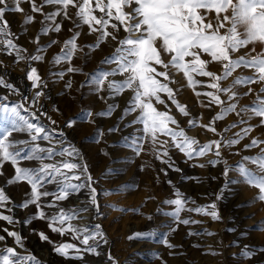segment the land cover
Returning <instances> with one entry per match:
<instances>
[{"label": "snow or ice", "instance_id": "snow-or-ice-1", "mask_svg": "<svg viewBox=\"0 0 264 264\" xmlns=\"http://www.w3.org/2000/svg\"><path fill=\"white\" fill-rule=\"evenodd\" d=\"M28 5L27 10L23 5ZM48 11H45V7ZM24 14V23L35 20V14H40L43 20L40 34L47 35L49 32L59 34L65 23L71 22L74 28L80 29L87 26L88 34H95V41L87 45L89 50L101 49L102 45L111 40L115 42L114 51L101 60V65L114 64L110 70H100L86 78L85 83L92 85L90 92L98 100L104 101L107 106L95 113V117H112L113 113L120 109L119 103L108 102L109 97H118L125 90H131L132 95L122 108L121 114L116 117L113 124L107 129V133L115 134L122 132L124 128L138 126L140 135L129 145L135 156H141L145 151L144 141H150L151 150L156 160H159L167 168L161 171L167 175V169L175 172H182L169 155V149L175 148L184 155L187 161H193L195 157H205L212 153L205 163H193V167L204 168L217 166L223 161L224 151L231 149L234 145H240L241 141L250 135L257 128H264V0H0V51L12 57L15 63L20 61H42V55L25 56L22 53L27 50L14 42L12 33L9 31L7 14ZM50 22V23H48ZM69 38L64 40L59 54L52 59L53 64H59L62 60L68 61L69 66L64 71L55 73L60 79L67 73L79 72L80 68L71 66V60L77 51H83L77 40L81 35L80 31H73ZM123 33V35H121ZM40 35L36 36L37 51L42 52L45 48H51L59 43L57 39H50L48 43L40 45ZM256 45L260 46L257 52ZM253 53H255L253 55ZM163 55L169 58L165 60ZM222 66L218 74L210 70L211 63ZM159 69L158 70V67ZM9 65L0 60V69L8 71ZM175 69L182 72L187 79L188 86L195 92V86L204 84L200 78H208L206 86L211 89L206 92H196V96L203 95L207 103L200 102V106L211 109L213 106H220L208 123L200 124L202 129L213 133L218 138L211 139L201 144L196 138L188 136L183 127H180L176 116L172 114L174 106L176 112L186 119L188 127H196L198 121L189 118L191 113L189 106L177 99L179 89L170 87L175 80L170 70ZM245 69H251L252 74L243 75L240 73ZM123 79H110L117 75ZM229 83H224L229 81ZM21 79L25 80V90L10 83L4 75H0V87L9 93L21 98L20 102H14L11 106L4 101L9 99L7 94L0 95V112L5 113L0 121V222L7 225H14L21 222L10 214L12 212L8 205L14 203L12 197L7 194L4 184L8 186L17 185L18 182H26L30 186V194L25 193L22 202L18 207L28 209L34 206L35 212L31 219H39L45 222V230L33 229L34 235L42 242L51 245V251L60 258L72 260L77 264H90L88 257L94 260L104 261V264H119L113 257L111 251L103 252V246L108 244L106 235L100 224L94 229L86 226H77L72 223L82 212H93L101 214V205L98 200L96 183L89 166L84 159L80 149L73 145L63 146L57 151L55 147L45 148L38 143L40 140L52 142L54 136L60 145L65 144L67 139L63 130L47 129L40 123L32 122V118L39 121L40 116H47L52 125L56 120L48 112H40L51 97L45 91H51L45 83L36 67H28ZM31 94L28 92V83ZM249 86L242 93L247 97L255 95L253 106H241L238 110L239 97L241 93L237 86ZM84 85L82 84L81 87ZM65 89L72 88V81L64 84ZM107 91V96L100 95ZM163 94V95H162ZM226 97V100L222 98ZM27 105V107H26ZM39 106V107H35ZM163 106L165 110H159ZM35 107V110H31ZM53 111H59L55 104H52ZM29 111L30 115L21 114V110ZM39 112V115L37 113ZM136 113L133 119L126 120V117ZM235 113L240 117L236 122L226 126L223 131H218L217 121H222L226 114ZM91 115L90 111L84 110L78 116V120H86ZM253 118L258 119L257 124H251ZM74 120H68L67 128H73ZM175 125L176 127H172ZM244 125L232 136H227L230 128ZM26 134L27 139H17L14 134ZM105 136V130L99 126L95 129V136L89 137L95 142H100ZM167 137L170 139H161ZM119 140L127 141L126 136ZM264 144V140L252 137L250 143L244 148H254ZM28 151L25 153V149ZM108 155L107 152L104 153ZM69 157L56 163H45L54 156ZM244 161L251 160L258 165V173L253 174L247 167L241 164L238 168L239 174L258 189V195L254 200L264 202V147L260 149L259 155L255 157L244 156ZM21 161H37L38 167H22ZM225 167L221 174L228 176L231 171L224 161ZM143 170V166H138ZM11 169V172H9ZM120 169L108 168L105 173L109 178L112 174L117 176ZM200 183L198 177H186ZM216 179V177H211ZM172 184V181H168ZM45 184H55L56 191L42 190ZM134 185L125 182L118 185L111 191H127ZM73 194H83L86 197L84 207L64 209L59 207V202L67 201ZM105 194H110L106 191ZM51 197L47 204H42L41 198ZM223 198V190L216 195V199L209 205L196 206L193 200L189 205V198L177 189L175 198L165 199L164 204L174 205V209L167 213L172 218L169 231L175 233L180 225L199 224L201 221L193 220L191 217L182 218L181 213H198L209 216L214 221L221 220L217 201ZM117 208L115 204L109 205ZM45 208H58L53 213H48ZM121 212L132 211L138 213L139 209L119 208ZM159 211V209H158ZM149 220L152 216L147 217ZM24 223H30L25 219ZM264 225L261 221L257 227ZM0 264H45L41 259L30 251L20 252L18 249L25 248L23 237L19 231L10 230L9 227H0ZM49 233H57L60 236L71 234L73 240L79 243L63 242L56 243ZM155 235L154 231L145 230L135 232L128 237V240H148ZM195 235V233H189ZM208 235H213L209 232ZM12 238V244L7 239ZM169 249L176 246L169 240L162 241ZM172 255L173 253H169ZM216 255L215 252L212 253ZM240 255L249 260L253 252L244 247ZM162 259V258H161ZM162 264H167L162 261Z\"/></svg>", "mask_w": 264, "mask_h": 264}, {"label": "rangeland", "instance_id": "rangeland-1", "mask_svg": "<svg viewBox=\"0 0 264 264\" xmlns=\"http://www.w3.org/2000/svg\"><path fill=\"white\" fill-rule=\"evenodd\" d=\"M12 0H9L11 4ZM41 0H37L40 3ZM27 10L28 5H23ZM45 7V11H48ZM9 21V31L12 33L14 42L22 46L27 51L22 55H42V61H20L15 63L12 57H9L5 52L0 51V60L4 64L9 65V69L5 72L0 69V75L25 90V80L21 79L24 76L28 67H36L42 80L48 84L51 91L45 90L51 97L45 107L40 108V112H48L52 119L56 120V124L52 125L47 116H40L39 121L32 118V122L40 123L47 129L55 128L57 131L63 130L66 133L67 139L64 145L58 144L56 141L58 136H54L51 143L49 141L40 140L38 143L42 147H55L57 151L63 146L73 145L80 149L83 153L91 174L93 175L97 187L98 200L101 205V214L95 215L93 212H82L80 216L83 219L77 218L72 223L77 226H86L88 229H94L96 224H100L108 240V244L103 246L102 251H111L119 264H162L166 261L167 264H264V225L257 227L261 221H264V202L254 200L258 195V189L246 182V180L239 174L238 168L241 164L247 167L253 174L258 173V165L253 164L251 160L244 161V156L255 157L259 155L260 149L264 144L254 148L246 149L244 145L250 143L252 137L264 140V128H257L253 130L248 137H245L240 145L233 146L231 149L224 151L223 161L217 166H205L204 168L193 167V163H205L210 158H213L212 153L205 157H195L193 161H187L182 153L175 148L169 149V155L175 165L182 169V172H175L167 169V175L162 168H167L159 160H156L151 150L150 141L147 138L144 141H139L144 144L145 151L141 156L137 157L133 153V149L129 147L133 140L140 135L139 127L132 126L124 128L122 132L115 134L107 133L106 129L113 124V121L121 114L122 108L126 105L132 95L131 90H125L118 97H109L108 102L113 100L120 105L113 113L112 117H95V113L104 109L107 104L104 101L98 100L96 96L90 92L92 85L85 83L86 78H90L91 74L100 70H110L115 67L114 64L101 65V60L111 54L116 47L115 42L108 40L102 45L101 49L89 50L87 45L95 41V34H88L87 26H81L80 29L73 27L71 22L64 24L61 33L56 34L49 32L47 35L40 34L42 24L40 21L43 17L40 14H35V20L25 24L24 14L9 12L6 16ZM50 23V22H48ZM73 27V31H80L81 35L77 40L78 45L83 48V51H77L71 60V66L81 69L79 72L67 73L63 79L55 75L59 71H64L68 66V61H61L59 64H53L52 59L59 54L64 40L69 38L71 33L68 28ZM40 35L39 44L43 45L49 42L50 39H57L59 43L53 45L51 48H45L42 52L37 51L36 36ZM123 35V33H121ZM257 52L260 51V46H255ZM255 53H253L254 55ZM167 60L169 57L163 55ZM158 70L159 69V66ZM210 70L217 72L222 71V66L213 62L210 65ZM175 84H170V87L179 89L177 99L182 103H186L190 109V117L198 121L196 127H188L186 119L178 114L173 108L172 114L176 116L180 127L185 129L188 136L196 138L201 144L207 143L211 139L218 137L213 133L207 132L199 125L206 124L209 120L220 111V106H213L211 109H206L200 106V102L207 103V98L203 95L197 97L196 92H206L209 89L206 86L208 78H200L205 81L204 84L196 85L194 92L192 87L188 86L187 79L182 72L175 69L170 70ZM250 75L251 69H245L242 73H234ZM110 79H123L119 74ZM72 81V88L65 89L66 81ZM229 81L224 83H229ZM28 83V92L31 94L33 90L30 89L31 82ZM84 85L81 87V85ZM249 86H237L241 93L239 97L238 110L241 106H253L255 100L254 94H249L247 97L242 93L247 90ZM7 94L9 99L4 101L9 106L14 102H20L19 96L12 95L6 89L0 87V95ZM100 95L107 96V91L101 92ZM163 95V94H162ZM264 96V94H261ZM226 100L225 96H222ZM52 104H55L59 111H53ZM27 107V105H26ZM39 107V106H35ZM35 107L31 110H35ZM159 110H165L163 106H158ZM84 110L90 111L91 115L86 120H78L77 116ZM21 114L29 116V111L21 110ZM6 115L0 112V118ZM39 115V112L37 113ZM136 113L126 117V120L134 118ZM240 117L235 113H228L222 121L216 122L218 131L236 122ZM74 120L73 128L65 127L68 120ZM251 124H257L258 119L253 118L249 121ZM2 124V121H0ZM99 126L100 129L105 130V136L100 142H95L89 137L95 136V129ZM172 127H176L173 125ZM244 125H238L236 128H230L227 136H232L238 132ZM17 139H27L26 134H14ZM121 136H126L127 141L119 140ZM161 139H170L161 137ZM28 149H25V153ZM107 152L108 155L104 153ZM62 159H70L69 157L54 156L50 160L46 159L45 163H56ZM224 161L231 171L228 176L221 174L225 167ZM37 161H21L22 167H38ZM143 166V170L140 167ZM108 168L120 169L121 173L117 176L112 174L113 178L105 173ZM11 172V169H9ZM198 177L200 183L193 180L186 179V177ZM216 177V179H211ZM171 180L172 184L168 181ZM128 182L135 187L127 191H111L118 185ZM2 183V178H0ZM6 188L14 203L8 205L12 208V212L3 211L5 214H10L21 222L14 225H7L6 222H0V227H9L10 230H17L25 237L23 243L25 248L23 251H30L35 254L37 258L41 259L45 264H77L72 260H65L56 256L51 251V245L40 241L33 232V229L45 230V222L39 219H31L32 213L35 212L34 206H29L28 209H21L18 207L25 197V193L30 194V186L26 182H18L17 185L8 186ZM179 191L184 197L189 198V205L192 206L194 200L196 206L209 205L216 199V195L223 190V198L217 201V208L219 209L221 220L214 221L209 216L189 213L183 211L182 218L191 217L193 220L201 221L199 224L180 225L175 233L169 231V225L172 223V218L167 215L168 212L174 209V205L164 204L165 199L175 198V191ZM42 190L56 191L55 184H45ZM106 191L110 194H105ZM51 197L41 198L42 204H47ZM86 197L83 194H73L67 201L59 202V207L64 209H74L84 207ZM115 204L118 207L112 208L109 205ZM119 208L135 209L139 212L132 211L121 212ZM159 209V211H158ZM59 209L45 208L48 213H53ZM151 215L152 219L147 217ZM25 219H30V223H24ZM86 219L87 222H82ZM145 230L154 231L155 235L148 240H128V237L135 232H142ZM211 232L213 235H208ZM195 233V235H189ZM0 234H4L0 232ZM51 238L56 243L71 242L79 243L73 240L71 234L60 236L57 233H49ZM165 239L169 240L176 247L173 249L167 248L162 243ZM9 245L12 244V238L7 239ZM247 246L253 252V257L249 260L247 257L240 255L244 247ZM22 252V251H20ZM173 253L170 255L169 253ZM215 252L216 255L212 253ZM162 258V259H161ZM90 264H104L103 259L97 261L91 256L88 257Z\"/></svg>", "mask_w": 264, "mask_h": 264}, {"label": "bare ground", "instance_id": "bare-ground-1", "mask_svg": "<svg viewBox=\"0 0 264 264\" xmlns=\"http://www.w3.org/2000/svg\"><path fill=\"white\" fill-rule=\"evenodd\" d=\"M87 215H89V212L87 213ZM82 222H84V223H85V222H87V220H86V219H84V220H82ZM18 250H19V251H22V252H24V251H23V249H18Z\"/></svg>", "mask_w": 264, "mask_h": 264}]
</instances>
